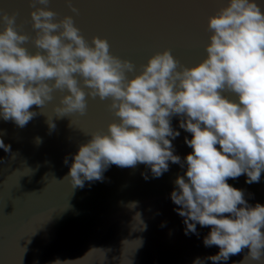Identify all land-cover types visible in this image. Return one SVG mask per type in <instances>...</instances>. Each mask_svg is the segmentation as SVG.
Returning a JSON list of instances; mask_svg holds the SVG:
<instances>
[{
  "label": "clouds",
  "instance_id": "obj_1",
  "mask_svg": "<svg viewBox=\"0 0 264 264\" xmlns=\"http://www.w3.org/2000/svg\"><path fill=\"white\" fill-rule=\"evenodd\" d=\"M66 2L78 13L71 0ZM49 3H29L35 8L30 13L36 33L32 42L41 50L34 55L22 46L29 37L17 31L16 15L0 13V119L22 129L37 116L30 109L51 103L56 91L66 92L54 109L57 118L84 116L87 98H110L109 110L118 120L106 133L91 134L72 156L64 178L72 188L102 181L112 165L143 164L153 179L169 171V162L182 169L186 165L170 194L178 206L174 211L183 218L186 236H199L197 225L208 227L203 245L219 249L193 264H227L245 249L239 264L261 262L264 205L250 204L245 190L227 181L244 175L251 185L264 172V10L255 0H227L207 19L210 35L202 62L185 67L164 50L128 79L127 73L136 72L135 64L110 54L105 39L93 37L89 44L72 16L54 22ZM174 117L191 134L184 143L192 152L183 161L174 154L172 141L180 136L172 127ZM47 124L55 128L53 120ZM0 149L9 152L10 145L0 139ZM141 175L149 180L147 173Z\"/></svg>",
  "mask_w": 264,
  "mask_h": 264
},
{
  "label": "water",
  "instance_id": "obj_2",
  "mask_svg": "<svg viewBox=\"0 0 264 264\" xmlns=\"http://www.w3.org/2000/svg\"><path fill=\"white\" fill-rule=\"evenodd\" d=\"M71 2L78 13L70 11L66 0H50L54 22L72 16L89 44L93 37L107 40L110 54L135 64L136 72L127 73L128 79L140 74L141 66L164 50H170L185 67L202 62L210 35L207 19L227 4V0ZM255 2L264 10V0ZM29 3L0 0V13L16 15L17 31L29 37L22 46L34 55L41 50L32 42L36 33L30 13L35 8ZM65 94L56 91L53 101L42 109L33 106L30 110L37 116L22 129L0 119V139L10 145L9 152L0 149V264H54L56 260L62 264H193L198 257L217 254L218 247L203 245L210 228L197 225L199 236H186L183 218L174 211L178 206L170 194L186 165L182 169L169 162V171L157 179L151 178L143 164L135 168L112 165L102 181H86L83 188H72L70 180L64 179L72 156L91 134L106 133L118 118L109 110L111 99L98 97L87 98L84 116L57 118L54 109ZM48 119L55 123L52 130ZM179 122L178 117L172 119V127L180 132L172 143L174 154L183 161L192 152L184 143L191 134L180 129ZM141 173H147L149 180ZM245 180L241 175L227 183L245 190L250 204L264 205V172L259 183L249 185ZM246 255L247 249L227 264H239ZM249 264H264V258Z\"/></svg>",
  "mask_w": 264,
  "mask_h": 264
}]
</instances>
